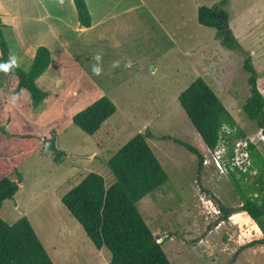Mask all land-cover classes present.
Returning a JSON list of instances; mask_svg holds the SVG:
<instances>
[{
  "label": "rangeland",
  "instance_id": "rangeland-1",
  "mask_svg": "<svg viewBox=\"0 0 264 264\" xmlns=\"http://www.w3.org/2000/svg\"><path fill=\"white\" fill-rule=\"evenodd\" d=\"M25 1L0 0V19L18 18L11 23L1 20L2 25L9 27L3 26L2 31L10 48L9 57L15 56L19 68L27 71L33 58L13 53L19 50L20 43L34 54L40 46L54 51L47 41L50 31L41 22L42 9H48L46 17L58 20L52 22L60 33L65 31L70 37L75 33L69 23L74 16L72 0V4L69 0L65 6L62 4V8L42 3V9L33 0L32 5ZM115 1L85 0L98 24L51 59L47 75L57 78L58 83H38L48 96L36 109L26 90L14 92L17 78L0 71V87L5 96L42 135L48 139L55 135L57 148L62 152L60 163H56L55 155L41 148L9 176L17 182L18 191L2 203L0 218L12 224L24 213L39 240L43 234H50L52 243H44V249L53 264H109L110 253L93 246L61 198L91 172L100 175L108 189L115 178L106 161L135 135L142 134L148 136L147 143L167 180L142 198L137 208L153 236H159L156 241L160 240L170 263L264 264V254L237 259L235 254L209 255L190 238L187 232L195 223L202 231L214 227V220L222 215L217 199L227 208L240 206L241 201L229 175H219L212 166L200 174L197 158L173 141L203 149L177 100L198 78L211 88L247 137L260 131L242 109L250 94L243 54L224 47L216 29L199 24L197 11L205 6L226 13L227 27L243 52L251 57L257 88L264 97V0H144L134 11L119 16L110 14ZM76 14L75 10V22ZM102 16L104 25H100ZM97 53L102 55L99 76L91 69ZM114 61L120 62L119 67L113 68ZM101 97H107L116 112L99 131L88 135L73 124L72 118ZM256 149L264 157V145L258 143ZM241 176L236 178L240 180ZM248 181L242 180L241 186H248ZM224 222L222 232L229 238L233 225L229 219ZM239 235L237 230L235 237ZM243 238H251V233ZM214 245L213 236L204 242L208 250L216 252Z\"/></svg>",
  "mask_w": 264,
  "mask_h": 264
},
{
  "label": "trees",
  "instance_id": "trees-1",
  "mask_svg": "<svg viewBox=\"0 0 264 264\" xmlns=\"http://www.w3.org/2000/svg\"><path fill=\"white\" fill-rule=\"evenodd\" d=\"M72 1L79 24L85 29L90 28L92 16L85 0ZM224 18L227 19L226 13L216 8L201 6L197 11L199 24L216 29L224 47L243 54V69L249 73L250 91L243 113L264 134V97L257 88V73L251 57L243 52ZM3 26L0 19V63L9 59ZM50 65L49 49L40 46L27 71L16 67L6 73L17 78L14 92L26 90L35 109L47 99L48 94L38 88L36 81ZM177 100L207 148L216 146L223 126L235 128L233 139L247 137L202 79L194 80ZM115 112V105L107 97H101L75 114L72 122L84 133L93 135ZM147 137L135 135L106 161L115 178L108 189L104 187L103 178L91 172L61 198L62 205L82 227L93 246L110 253L109 264H171L137 208L142 198L167 180L165 170L147 143ZM47 139L29 123L0 87V209L2 203L12 199L18 191L17 182L9 176L41 151ZM173 141L196 155L200 172L202 156L199 151L176 139ZM61 155H55L56 163H60ZM249 157V169L255 175L245 173L238 180L230 174L241 205L237 208L219 206L222 213L219 219L226 221L236 213L245 212L262 233V239L252 241L249 246L264 245V157L252 145H249ZM17 180H21L19 174ZM242 180H249L248 186H241ZM0 264H53L27 218L22 217L13 224L0 218Z\"/></svg>",
  "mask_w": 264,
  "mask_h": 264
},
{
  "label": "crops",
  "instance_id": "crops-1",
  "mask_svg": "<svg viewBox=\"0 0 264 264\" xmlns=\"http://www.w3.org/2000/svg\"><path fill=\"white\" fill-rule=\"evenodd\" d=\"M34 1L41 7V9L43 7L42 3L50 4V5L51 4H56V7L62 8V4L65 6L67 4V2H68V0H63L62 3H61V0H41V1L40 0H33V2ZM69 1L72 4L73 1L72 2H71V0H69ZM25 2H26L27 5L28 4L32 5V3H33L32 0H26ZM86 2H89V0H86ZM144 3H145L144 0H142V1L141 0H116L115 3L113 4V6H111V7H114L115 9L110 14H112V15L115 14V15L119 16V15L124 14V13H129V12L134 11L137 7H140V5L144 4ZM13 4H16V3L13 2ZM87 5L90 8V5L88 3H87ZM73 6H74V4H73ZM46 10H48V9H46V8H45V10L42 9L43 15L41 16V22L42 23H46V25L48 27V30L50 31V33H49L50 35L48 36L49 40H47V41L50 44V46H52L54 48L53 52H51L49 50L50 54H51V59H53V57L59 51L65 50L66 49L65 47H68L77 38L85 37L83 35H85L86 33H89L98 24V21L97 22L95 21V17L93 15V11L90 9L89 10L90 14L93 17L92 18L91 27L88 28V29L83 28L79 24L78 21L75 22V7H74V10H73L74 16H71V18H70L71 20H69V23H71V25H73V27H74L75 36L74 37H70L69 34H65V31H61V33H60V31H58V29H56V26L53 24L52 21H58V20L56 18H54V17H52V18L46 17L47 16V14L45 13ZM63 16H66V13H63ZM104 16L101 17V22L102 23H100V25H104L105 24L104 19H103ZM76 18H77V14H76ZM3 19H7L11 23V22H14V20H17L18 18L16 16H10V17L6 16L4 18H1V20H3ZM38 20H40V19L37 18V21ZM4 26H5V28H9L6 25H4ZM14 28H15V26H14ZM11 29H13V28H11ZM62 33L64 34V37H63ZM87 42H88V40H87ZM83 43H84V41H83ZM25 46L26 45H24V44L22 46V43H20V46L18 47L19 50L16 51V52H13V53L16 56L29 55L30 58H33L34 57V55L32 56L33 50L31 52H29L28 46H26V47ZM8 48H9V45H8ZM35 51H36V49H35ZM10 53L11 52H10V48H9V55H10ZM33 54H34V52H33ZM48 70L45 71V73H43L41 75V77L38 78V80L36 81V85L37 86H38L39 82H41V83L42 82L49 83L52 86H54V85H56L58 83V79L57 78H54L50 74L47 75ZM6 75H3L5 80H7L6 79L7 78ZM15 83L17 84V80H16ZM235 122H236V120H235ZM236 124H237V122H236ZM237 126H238V124H237ZM198 137L201 140V142H200V140L198 139L199 140V144H201L202 147H203V149H199L198 151L202 155L203 152H204V149L206 148V146L204 145V143H203V141H202V139L200 138L199 135H198ZM193 155L196 157L195 154H193ZM204 169H205V167L202 166L201 170H200V174L202 173V171H204ZM214 198L217 199L215 197V195H214ZM217 201L219 203L218 206L227 208V207L224 206V204L220 200L217 199ZM238 206L239 205H235V206H233L231 208H236ZM15 208H16V206H15ZM21 216L27 218V220L30 222L35 234L37 235V237L39 239L40 237L38 236L37 231H36L33 223L31 222V220L27 217V215H24V213H22ZM235 216L237 218L233 219ZM218 218H220V217H218ZM218 218H216L214 220L215 221V225L210 230L207 228L205 231H202V229H200V226L198 224H196V223H195V225H192V227L188 230L187 233L189 234L191 239L195 240V243H196L197 247L205 248L209 255H217V256L218 255H224V256H229L230 257V256H233L235 254L236 259L238 257H240V256H243V255H247V256H251V257H257V256H259L261 254H264V245L257 244V245H254V246H249V244L252 241H258V240L262 239V233L259 230V228L257 227V225H255V223L251 220V218L245 212L236 213L233 216L229 217L231 225H233L232 226L233 227L232 231L230 233H228V237L229 238H226L223 235V232H222L223 231V227L225 225V222L221 221ZM38 229H42L43 230V228L41 226H39ZM237 230H238V232H240V235L236 238L235 235H236ZM202 232H204V234H202ZM247 232L251 233V238H248L247 240H245L243 238V236H246ZM252 232H253V234H252ZM43 236L44 237L41 238L43 241L40 240V242L43 245V247L45 246L44 243H46L47 245H50L52 243L49 240L50 239V234H43ZM212 236L215 238V245L214 246H215V248H216V250L218 252L217 251L215 252L214 249H213V251L212 250L210 251V250H208L207 246H204V242L209 241L210 237H212ZM157 237H159V236H157ZM210 252L212 254H210Z\"/></svg>",
  "mask_w": 264,
  "mask_h": 264
},
{
  "label": "built area",
  "instance_id": "built-area-1",
  "mask_svg": "<svg viewBox=\"0 0 264 264\" xmlns=\"http://www.w3.org/2000/svg\"><path fill=\"white\" fill-rule=\"evenodd\" d=\"M235 128L223 126L219 133L216 146L213 149L205 148L202 156L203 167H214L219 175L230 177V174H254L250 171L249 145L256 148L258 143L264 145V134L260 130L254 137L233 139ZM219 212V211H218ZM159 242V240L157 241Z\"/></svg>",
  "mask_w": 264,
  "mask_h": 264
},
{
  "label": "clouds",
  "instance_id": "clouds-1",
  "mask_svg": "<svg viewBox=\"0 0 264 264\" xmlns=\"http://www.w3.org/2000/svg\"><path fill=\"white\" fill-rule=\"evenodd\" d=\"M62 2H63V0H61V3ZM93 59L96 61V63L91 66L92 73L96 76H99L102 73V65H101L102 55L97 53L93 57ZM119 64H120L119 61H114L112 66H113V68H116V67H119ZM128 66H130V64L126 65V67H128ZM16 67H19V64H18L17 58L15 56H10L8 61H6L4 63H0V71H3L5 73L9 72L10 70H12L13 68H16Z\"/></svg>",
  "mask_w": 264,
  "mask_h": 264
},
{
  "label": "water",
  "instance_id": "water-1",
  "mask_svg": "<svg viewBox=\"0 0 264 264\" xmlns=\"http://www.w3.org/2000/svg\"><path fill=\"white\" fill-rule=\"evenodd\" d=\"M43 149H44L45 153H49L52 155L62 154V152L57 148L55 135H52L51 138L45 140V142L43 144ZM157 238L158 237H156L155 240H157Z\"/></svg>",
  "mask_w": 264,
  "mask_h": 264
},
{
  "label": "flooded vegetation",
  "instance_id": "flooded-vegetation-1",
  "mask_svg": "<svg viewBox=\"0 0 264 264\" xmlns=\"http://www.w3.org/2000/svg\"><path fill=\"white\" fill-rule=\"evenodd\" d=\"M223 21L225 22V21H227V19H226V18H224V20H223ZM225 23H226V22H225ZM253 175H255V172H254V174H253ZM253 175H252V176H253ZM228 219H229V218H228Z\"/></svg>",
  "mask_w": 264,
  "mask_h": 264
},
{
  "label": "bare ground",
  "instance_id": "bare-ground-1",
  "mask_svg": "<svg viewBox=\"0 0 264 264\" xmlns=\"http://www.w3.org/2000/svg\"><path fill=\"white\" fill-rule=\"evenodd\" d=\"M235 218H237V217L235 216L233 219H235Z\"/></svg>",
  "mask_w": 264,
  "mask_h": 264
}]
</instances>
